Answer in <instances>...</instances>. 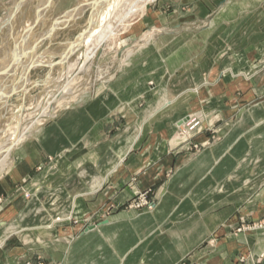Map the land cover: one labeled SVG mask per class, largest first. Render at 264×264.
Masks as SVG:
<instances>
[{"label": "crops", "instance_id": "1", "mask_svg": "<svg viewBox=\"0 0 264 264\" xmlns=\"http://www.w3.org/2000/svg\"><path fill=\"white\" fill-rule=\"evenodd\" d=\"M138 21L152 45L14 148L0 264H264V0H159ZM191 114L197 152L177 136ZM144 192L151 210L125 207Z\"/></svg>", "mask_w": 264, "mask_h": 264}, {"label": "rangeland", "instance_id": "2", "mask_svg": "<svg viewBox=\"0 0 264 264\" xmlns=\"http://www.w3.org/2000/svg\"><path fill=\"white\" fill-rule=\"evenodd\" d=\"M90 1L92 0H0V66L18 57L19 49L22 50L24 47H27L33 53L30 52L32 57L29 58L30 61L27 63L26 73H20L21 70L17 69L14 83L10 85V89L16 88L13 91L16 94L9 100H6L5 105L0 109V145L5 147L8 141H13L12 138L9 139V136L12 134V128L18 123V127L21 129L30 127L33 124L29 118L20 121L18 115L27 117L28 114H39L50 107L55 94L60 91L66 79L63 74H67L66 72H70L75 66V73H82L85 61H78L80 59L76 58L82 53L80 44H77L71 50L70 48L66 50L65 46L67 47L68 44L72 43L86 27H90L89 19H93L91 16L94 9L88 11L90 6H85ZM119 1H122L121 4L124 7L119 11L118 16L114 18L112 26L109 28L110 30L108 29V34L103 42L104 48L97 59V63L94 64L95 68L79 76L75 75L73 77V75H69L70 80L68 84L60 91L61 93L58 96L59 101L67 98L65 103L67 104L68 102V104L62 106L64 104L63 102L56 109L55 115L36 126L31 134L53 122L58 115L70 109L73 105L79 104L89 97H93L96 92L108 85L109 82L114 81L130 67L132 64L131 57L134 53L151 46L157 38L156 31L153 28L144 25L143 29H137L140 26L137 23L146 12H154L155 5L159 0ZM80 3L86 8H81V10L84 9V12H81L82 15L77 16L76 11L73 10L82 6ZM125 11H131V13L127 15ZM71 15H73L72 18L70 17ZM28 29L29 32H27ZM128 53L130 54L128 55ZM126 54L128 57H126ZM71 55H73V60H77L75 61V65H72L73 67L70 65L72 62ZM90 56L85 60H88ZM54 63L57 64L53 66ZM3 88L5 86L1 89ZM25 109L27 113L24 111L25 113L22 114L21 112ZM190 117H195L201 122V127L195 134H200L204 131L206 127L204 126L202 117L191 114L181 122L178 127L177 136L180 144L183 143L188 146L187 149L197 152L202 146L194 144L193 137L187 142H183L180 136L182 126ZM12 119L15 120L13 121ZM16 145L17 143L14 144V148ZM14 148L12 153L15 150ZM10 159L11 156L8 161V152L5 148L0 150V162L2 164L7 166ZM52 161V158H48L47 160L49 163ZM4 170L0 173L1 175ZM24 197L27 198L28 195L24 194ZM136 197L132 199H136ZM148 201L153 204L150 200ZM3 203V199L0 198V205ZM130 203L131 200L125 205L127 209L136 211L145 210L133 209ZM65 220L69 224L76 223L70 217ZM65 222L54 225L52 223L51 226L62 227L67 224ZM262 223H264V220L258 224V227ZM16 264L45 263L38 259L36 261L31 260Z\"/></svg>", "mask_w": 264, "mask_h": 264}, {"label": "bare ground", "instance_id": "3", "mask_svg": "<svg viewBox=\"0 0 264 264\" xmlns=\"http://www.w3.org/2000/svg\"><path fill=\"white\" fill-rule=\"evenodd\" d=\"M98 1H100V0H92V1L88 2L85 6H91L93 3L98 2ZM103 1L105 2V6H102L101 8L100 7L95 8L93 11V14L91 16L93 19H91V20L89 19V25H90L89 28L91 31L89 33H87L86 37L83 38V40L81 42H79V44H80L79 46H81L80 48H81L82 53L79 57H76V58L80 59L78 61H85V66L83 67L82 73H84L90 69L95 68L94 64L97 63V59L99 58V55L104 48V43H103L104 38L106 37V35L108 34V31L110 30L109 28L112 26L114 18L116 16H118L119 11L121 9H123V7H124L121 4L122 1L120 2L119 0H103ZM131 2H133V1H131ZM123 4H124V2H123ZM81 5L82 6H80L78 9L73 10V11H76L77 16L82 15L81 12H84V9L81 10V8H84L85 6H83V4H81ZM130 13H131V11H125V14H127V15ZM93 16L96 17V19H94ZM70 17L72 18L73 15H71ZM27 28H29V27H27ZM9 31H7V32H9ZM27 32H29V29L27 30ZM10 33H12V32H10ZM40 39H42V38H40ZM34 41H35V39H34ZM76 45H77V40L68 44L67 47L65 46V48H66V50H68L69 48L71 50L72 48L76 47ZM30 52L31 51H29L27 49V47L26 48L24 47L22 50L19 49V52H18L19 54H17L18 57H16L14 60H10V61L4 63L2 66H0V109L2 106L5 105L6 100H8L7 99L8 95L11 94L16 89V88L10 89V85H12L14 83L15 77L17 75L16 74L17 71L21 70L20 73H23V74L26 73V68L28 67L27 63L30 61L29 58L32 57V54H33L32 52H31L32 54H30ZM128 55H129V53H128ZM128 55L126 57H128ZM71 56H72V58H71L72 62L71 61H69V62H71V64H70L71 66L72 65L74 66L76 63L75 61H77V60H75V59L73 60V55H71ZM89 56H90V58L88 60H85ZM75 71H76V66L73 67L70 72L67 71L66 72L67 74H63V75H65L66 79L64 80V83H63L60 91H62V89L68 84V82L70 80L69 75H73V77H74L75 75L79 76L82 74V73L77 74V73H75ZM3 86H5V88L1 89ZM60 91H58L57 94H55L50 107L47 110H45L44 112H40L39 114H35V115L34 114H32V115L28 114L27 117H25L23 115H18V117H20V121L23 119L29 118L32 120L33 124L30 127H26L25 129L24 128L21 129L20 127H18V125H19V123H18L14 128H12V130H11L12 134H11V136H9V139L12 138L13 141L12 140L8 141L5 145V147L0 145V150H2L4 148L7 150L8 161H9L10 156L12 157V151L14 148V144L18 143L22 139L27 138L36 126H38L39 124H42L43 122H45L49 118L53 117L56 113V109L58 107H60L63 104V102H64V104L62 106H65L68 104V102H67V104L65 103L67 98H65V100H62V101L58 100V96L61 93ZM24 111L26 112L27 110L25 109L21 113L22 114L25 113ZM17 112H18V110H17ZM12 120L14 121L15 119H12ZM10 163H11V159H10L9 164ZM9 164L7 166H9ZM7 166L5 164H2V162H0V170H3ZM56 219H58V218H56Z\"/></svg>", "mask_w": 264, "mask_h": 264}, {"label": "built area", "instance_id": "4", "mask_svg": "<svg viewBox=\"0 0 264 264\" xmlns=\"http://www.w3.org/2000/svg\"><path fill=\"white\" fill-rule=\"evenodd\" d=\"M201 127V122L197 120L195 117L188 118L185 124L182 126L180 130V136L182 137L183 142H187L188 140L192 139L193 135L196 133L197 130ZM136 199H131L130 206L133 209H147L151 210L153 204L148 201L147 193H142L136 195ZM55 222L61 223L62 221L56 219ZM57 224V223H56ZM260 227L264 226V223L259 225Z\"/></svg>", "mask_w": 264, "mask_h": 264}, {"label": "water", "instance_id": "5", "mask_svg": "<svg viewBox=\"0 0 264 264\" xmlns=\"http://www.w3.org/2000/svg\"><path fill=\"white\" fill-rule=\"evenodd\" d=\"M101 3V4H100ZM102 6H105V2L103 1V0H100V1H98V2H95V3H93L89 8H88V11L90 10H93V9H95V8H97V7H102ZM91 30H90V28H88V27H86L77 37H76V39L74 40V41H76L77 40V44H79V42H81L82 40H83V38H85L86 37V35H87V33H89ZM73 41V42H74ZM58 63V62H57ZM57 63H54L53 64V66L54 65H56ZM42 66H44V65H42ZM14 94H16V92H12L11 94H9L8 95V97H7V99L9 100ZM45 96H46V94H45ZM95 226H90V227H88V229L87 230H90V229H93Z\"/></svg>", "mask_w": 264, "mask_h": 264}]
</instances>
